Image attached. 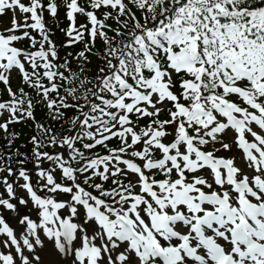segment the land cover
<instances>
[{"label": "snow or ice", "instance_id": "snow-or-ice-1", "mask_svg": "<svg viewBox=\"0 0 264 264\" xmlns=\"http://www.w3.org/2000/svg\"><path fill=\"white\" fill-rule=\"evenodd\" d=\"M9 12L0 264H264V0Z\"/></svg>", "mask_w": 264, "mask_h": 264}]
</instances>
